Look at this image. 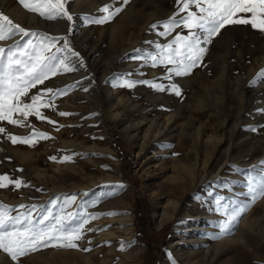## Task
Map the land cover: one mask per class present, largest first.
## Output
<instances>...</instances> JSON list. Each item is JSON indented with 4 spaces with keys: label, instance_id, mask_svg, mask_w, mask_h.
I'll use <instances>...</instances> for the list:
<instances>
[{
    "label": "rangeland",
    "instance_id": "374dc122",
    "mask_svg": "<svg viewBox=\"0 0 264 264\" xmlns=\"http://www.w3.org/2000/svg\"><path fill=\"white\" fill-rule=\"evenodd\" d=\"M104 5L121 11L103 24L87 23L85 17L104 15L99 11ZM66 8L74 16L71 25L27 11L18 0H0V12L13 23L67 36L80 53L72 58L78 70L31 90L36 94L40 88L75 85L56 98L55 108L41 109L55 124L35 116L23 127L0 121L6 130L0 133V174L28 185L0 188V203L46 205L57 196L76 193L78 201L89 202V213L119 214L91 220L86 229L92 231H85L78 249L50 246L18 261L0 250V264H264V197L251 203L230 234L218 236L221 217L213 210L216 195L245 200L239 193L245 191L246 173L264 161V111H259L264 110V79L250 86L264 69V32L250 25L226 26L205 45L190 74L172 77L181 92L177 96L142 83L120 87L123 81L117 79L169 83L163 79L166 66L153 67L134 57L154 54L157 44L182 31L158 35L163 31L158 22L177 11L175 0H68ZM154 24L156 29L150 27ZM15 39L19 37L0 46L8 47ZM158 127L164 130L157 132ZM34 129L49 138L30 146L13 144L7 137H27ZM65 155L72 159L62 162ZM116 184L124 186L118 194L95 202L100 192L109 190L98 186ZM163 209L172 214L157 224ZM73 210L79 211L76 205L67 209ZM214 241L220 243L216 257L207 254L200 261L203 257L193 255ZM184 252L192 254L186 258Z\"/></svg>",
    "mask_w": 264,
    "mask_h": 264
},
{
    "label": "snow or ice",
    "instance_id": "6c2138e0",
    "mask_svg": "<svg viewBox=\"0 0 264 264\" xmlns=\"http://www.w3.org/2000/svg\"><path fill=\"white\" fill-rule=\"evenodd\" d=\"M18 2L25 10L37 13L40 17L49 20L63 18L69 21L70 25L74 22V16L66 8L68 0H18ZM127 3L128 0H123V4ZM175 3L177 11L168 20L158 22L163 28L158 35L168 36L177 28L182 31L176 32L168 43L157 44L158 51L154 54L134 57L150 62L153 67L166 66L163 79H167L169 83L165 85L155 81H132L127 77H117L123 81L118 86L133 88L142 83L154 90L170 91L179 96L180 89L171 82L172 77L190 74L202 60L207 50L205 45L211 43L212 38L218 36L222 29L226 26L250 25L252 29L264 32V0H175ZM193 6L195 10H192ZM99 11L104 15L96 19L85 17L87 23L103 24L119 13L121 8L110 11V5H104ZM150 27L156 29L157 24ZM183 30H186V34H183ZM71 32L70 26L69 34ZM16 37L19 39H15L12 45L0 46V121L23 127L30 116H35L39 120H48V123L55 124V121L49 120L42 114L41 109L55 108L56 98L66 95L69 88L75 85L56 89L40 88L36 94H31V90L37 89V86L44 85L50 78L59 74L78 70L72 58L79 57V54L72 49L67 36H53L27 30L13 23L9 16L0 12V42ZM136 51L139 53L140 50ZM80 66L83 67L82 60ZM261 79H264V69H261L250 81V86ZM58 115L68 116L71 113L59 112ZM5 131V128L0 127V133ZM7 137L13 144L22 143L32 146L38 142V139H48L49 135L34 129L27 137L10 133ZM50 159L55 160L56 157ZM71 159V156L65 155L62 162ZM244 183L245 191L239 195L244 196L245 200L241 201L237 197L222 194L216 195L213 200V210L221 217L216 223L218 236L230 234L251 203L264 197V161H261L259 166L253 165L247 171ZM9 185L15 188L28 186L20 178L13 180L7 174H0V188ZM222 186L229 188L227 183ZM98 187L109 190L100 192L96 203L105 197L118 194L124 186L116 184ZM77 195L79 194H63L62 198L57 196L46 205L9 206L0 203V250L11 260L18 261V258L50 246L78 249V242L83 239L85 231H92L86 229V225L91 220L101 215L119 214L89 213L85 210L89 202L78 201ZM83 195L86 196L87 193ZM72 205H76L79 211H67ZM120 243L122 251L124 242ZM82 250L90 251L89 248Z\"/></svg>",
    "mask_w": 264,
    "mask_h": 264
},
{
    "label": "bare ground",
    "instance_id": "6f19581e",
    "mask_svg": "<svg viewBox=\"0 0 264 264\" xmlns=\"http://www.w3.org/2000/svg\"><path fill=\"white\" fill-rule=\"evenodd\" d=\"M43 24V23H42ZM42 24H40V25H42ZM76 43V42H75ZM79 46V45H78ZM78 53V52H77ZM85 53V52H84ZM80 54V53H79ZM86 54V53H85ZM82 59H84V58H82ZM115 59V58H114ZM83 62H84V60H83ZM91 65V64H90ZM100 69V68H99ZM100 71V70H99ZM107 72H108V69H105V70H103L102 72H101V76H100V79H99V81L100 80H102L105 76H106V74H107ZM96 73H97V71H96ZM106 79V78H105ZM103 81V80H102ZM94 84V83H93ZM95 94H96V97H93L94 98V100H95V104L97 103L96 102V100H97V98H98V93H97V91L95 90V91H93ZM164 130V128H162V127H158L157 128V132H160V131H163ZM149 132V129H146L145 130V133H148ZM144 137H145V134H144V136H143V139H144ZM206 156V155H205ZM44 180V179H43ZM48 180H50V179H48ZM118 203H121V204H123L124 203V199L123 198H120L119 199V201H118ZM172 213H171V211L169 212L167 209H163L162 210V212L161 213H159V220H158V223L157 224H162L166 219H168V217L171 215ZM125 220H126V218H124ZM130 219V217H128L127 218V220L125 221L126 223H127V221ZM198 221V219H196V220H194L193 222H197ZM129 223V222H128ZM195 225H196V223H194ZM254 227V226H253ZM126 229H128V230H130V227H127ZM254 229V228H253ZM245 237V240H246V242H248V240L250 239V236H248V235H245L244 236ZM219 242H216V241H214L211 245H210V247L209 248H207V250H205V251H202V252H199L198 254H193V255H198V256H201V257H203V258H201L200 259V261H204L206 258H207V254L209 255H211L210 257H216L220 252V247H219ZM185 256H186V258H188L189 257V255L190 254H192V253H190V252H184L183 253Z\"/></svg>",
    "mask_w": 264,
    "mask_h": 264
}]
</instances>
